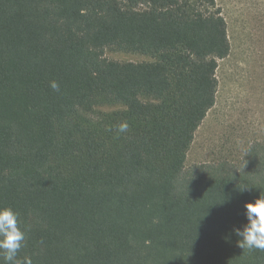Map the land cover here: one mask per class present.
I'll return each mask as SVG.
<instances>
[{
  "label": "trees",
  "instance_id": "trees-1",
  "mask_svg": "<svg viewBox=\"0 0 264 264\" xmlns=\"http://www.w3.org/2000/svg\"><path fill=\"white\" fill-rule=\"evenodd\" d=\"M230 51L221 11L187 0H0V207L19 213L18 258L264 264L231 231L264 194V142L186 167ZM103 106L120 109L89 117Z\"/></svg>",
  "mask_w": 264,
  "mask_h": 264
},
{
  "label": "rangeland",
  "instance_id": "rangeland-1",
  "mask_svg": "<svg viewBox=\"0 0 264 264\" xmlns=\"http://www.w3.org/2000/svg\"><path fill=\"white\" fill-rule=\"evenodd\" d=\"M202 10L221 11L231 44L219 60L216 104L198 128L186 167L203 163H238L247 149L264 142V0H187ZM105 56L120 62L150 58L108 49ZM120 109L97 108L90 118Z\"/></svg>",
  "mask_w": 264,
  "mask_h": 264
},
{
  "label": "clouds",
  "instance_id": "clouds-1",
  "mask_svg": "<svg viewBox=\"0 0 264 264\" xmlns=\"http://www.w3.org/2000/svg\"><path fill=\"white\" fill-rule=\"evenodd\" d=\"M49 86L55 92L60 91V84L55 80L50 81ZM129 128V123L124 120L108 130L115 131L119 137L127 133ZM246 188L239 190L243 192ZM244 208L246 223L231 230L237 237L236 245L244 251H264V194L261 193L254 203H246ZM25 239V231L19 226V213L11 207H0V264H33L31 257L18 258ZM228 239L225 237V240Z\"/></svg>",
  "mask_w": 264,
  "mask_h": 264
}]
</instances>
